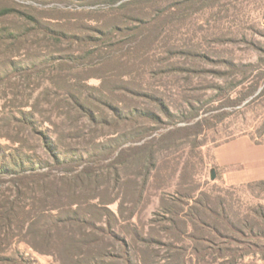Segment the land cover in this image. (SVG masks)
Here are the masks:
<instances>
[{
  "label": "rangeland",
  "instance_id": "1",
  "mask_svg": "<svg viewBox=\"0 0 264 264\" xmlns=\"http://www.w3.org/2000/svg\"><path fill=\"white\" fill-rule=\"evenodd\" d=\"M0 12V193L48 231L18 264H264V0Z\"/></svg>",
  "mask_w": 264,
  "mask_h": 264
},
{
  "label": "trees",
  "instance_id": "2",
  "mask_svg": "<svg viewBox=\"0 0 264 264\" xmlns=\"http://www.w3.org/2000/svg\"><path fill=\"white\" fill-rule=\"evenodd\" d=\"M3 14L0 12V16ZM10 176L18 180L20 173L10 170ZM22 176L23 178H29V176L35 178L39 175L34 173ZM48 177L49 175H41V179L38 180H45ZM17 183L18 186L13 185L14 189L0 193V260L9 261L11 264H18L14 259L16 255L15 251H12L13 246L15 247L17 243H31L36 234L42 237L48 234L45 225H42V230L36 228L40 224L37 219L40 212L35 209L33 197L27 195L32 192V186L23 181ZM9 251H11L12 258L3 257Z\"/></svg>",
  "mask_w": 264,
  "mask_h": 264
},
{
  "label": "water",
  "instance_id": "3",
  "mask_svg": "<svg viewBox=\"0 0 264 264\" xmlns=\"http://www.w3.org/2000/svg\"><path fill=\"white\" fill-rule=\"evenodd\" d=\"M211 179H212V180L214 179V174H213V172H212V174H211Z\"/></svg>",
  "mask_w": 264,
  "mask_h": 264
}]
</instances>
